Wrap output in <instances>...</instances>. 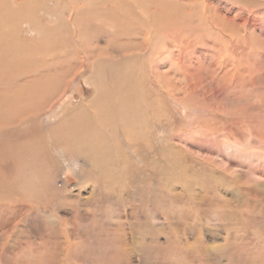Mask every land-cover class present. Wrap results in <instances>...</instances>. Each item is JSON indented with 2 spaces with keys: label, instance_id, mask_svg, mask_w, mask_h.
<instances>
[{
  "label": "rangeland",
  "instance_id": "374dc122",
  "mask_svg": "<svg viewBox=\"0 0 264 264\" xmlns=\"http://www.w3.org/2000/svg\"><path fill=\"white\" fill-rule=\"evenodd\" d=\"M126 65L135 119L65 141ZM18 89L38 100L0 105V264H264V0H0Z\"/></svg>",
  "mask_w": 264,
  "mask_h": 264
},
{
  "label": "bare ground",
  "instance_id": "6f19581e",
  "mask_svg": "<svg viewBox=\"0 0 264 264\" xmlns=\"http://www.w3.org/2000/svg\"><path fill=\"white\" fill-rule=\"evenodd\" d=\"M114 71H115V74H114L113 82L111 86L106 85L104 89L102 90L105 96V107L99 111L100 113L98 115H95V118L97 120L93 122H89V121L84 122L82 123V127H79L77 124H74V123L60 124L59 126L60 133L64 137L65 141L80 145V142L83 139L86 142V138L84 137L87 136L88 134H95L99 129L103 131H110V132H114L117 129L121 130V128L122 129L125 128V125L127 126V122L132 121V118L135 119L133 115H134V111L138 108L137 107L138 104L135 102L133 98V95L135 94L134 86L133 85L131 86V88L128 91V95L123 89L124 81L129 76L127 65L120 67V68H116L114 69ZM135 89L138 90L139 86L135 85ZM117 92H118V95L116 94ZM34 99L38 100V98L33 92L25 91L23 89H18V90H15L12 94L5 92V95L0 96V105L4 112H7V113H10V115H13V114L21 113L24 110L28 109L29 105L31 103H34L33 101ZM82 106L83 105H80L79 109H81ZM74 114L69 115L67 117H71ZM86 120H91V119H86ZM215 141H216V138L214 137V139L211 140V143L206 144V146H208L210 150L217 152L218 155H222L223 153H226V151H228L227 155L230 154L232 158H235L245 168H248L247 173H250V172L253 174L258 173L255 167L253 166L254 162L251 160V157L250 159H248L241 154L234 155L231 151L236 150L237 148L233 146H228L227 148H224V147H221ZM16 159L20 160V157L17 156ZM28 162H31V161H28ZM88 166L90 167V169L94 170L95 172L97 171L96 166H98L100 168L101 173L103 174L106 173V170L102 169L99 165H97L94 162H91L90 164H88ZM81 171H85V165L82 166ZM262 174H264V170L262 171ZM260 177H262V175ZM188 194L193 195L192 201L197 204V191L194 192V189H193L189 191ZM193 214L194 213L191 212V216H193Z\"/></svg>",
  "mask_w": 264,
  "mask_h": 264
}]
</instances>
